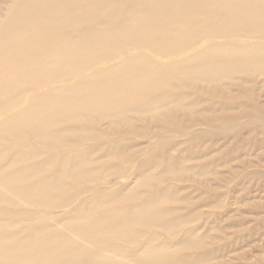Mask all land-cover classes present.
<instances>
[{
  "label": "rangeland",
  "instance_id": "rangeland-1",
  "mask_svg": "<svg viewBox=\"0 0 264 264\" xmlns=\"http://www.w3.org/2000/svg\"><path fill=\"white\" fill-rule=\"evenodd\" d=\"M13 1L0 0V24ZM202 1L166 18L159 35H191L214 24L215 7L237 10L245 0ZM149 4L89 3L94 15L52 48H34V64L0 57V264H264V36L201 32L150 49L130 42L138 33L128 22ZM123 21L117 47L87 38ZM75 36L83 45L68 57L81 64L56 69L60 45ZM31 69L39 80L25 76ZM82 81L91 94L79 89L63 102ZM105 95L110 110L87 107ZM49 239L62 244L39 254ZM19 247L36 256L17 260L10 252Z\"/></svg>",
  "mask_w": 264,
  "mask_h": 264
},
{
  "label": "bare ground",
  "instance_id": "bare-ground-1",
  "mask_svg": "<svg viewBox=\"0 0 264 264\" xmlns=\"http://www.w3.org/2000/svg\"><path fill=\"white\" fill-rule=\"evenodd\" d=\"M80 1H84L86 4L81 5ZM80 1L79 0H14L9 5V10L7 11L6 17L3 18V23L0 24V31H1L0 32V57L2 55H5V53L7 52H13L16 55L23 57L24 60H28L29 61L28 63L34 64L33 56L35 55V53H33L32 51L34 48H38L40 45H44V46L52 48L53 39L59 36L58 34H61L65 30L76 26L78 22H80L82 17L94 15L95 9L89 12L90 10L88 7L89 3L100 4L101 5L100 11H102L103 9H107V8L114 10L116 7H119L121 4H124L126 2H131V1L133 2L137 0H80ZM201 1L202 0H149L150 4L148 5V7L139 8L137 11L133 13V18L128 19V22L130 23V28L129 26H125L124 21H123L122 24L118 25L117 27L113 29L102 31L104 33L101 35H99L101 32L100 29L99 30L94 29V32L92 34H89L87 38L92 41L96 40V44H93V45L99 46L102 49L107 48L109 46L117 47L120 44H122L121 42L123 41V40H117V39H121V36L125 38L124 32L127 31L128 28L132 29V27H136L135 29H132V30L138 33V35H136L135 37L131 39L130 41L131 43L139 44L140 46H142L141 42H143L147 48L156 49V50L165 52L167 50H170L173 47L183 44L187 40H191L196 34L201 33V32H205V33L220 32V34L221 32H224V33L244 32V33H248L252 35L264 36V0H245L243 1V3H240L239 6L237 5L238 6L237 10L236 8L233 10L232 8H229L227 6H217L212 10V12H209V14H207L209 17L218 18L214 22V24L205 26L203 28H196V29H193L192 31L190 30L191 35L187 34L186 36H173V37H165V36L159 35L158 32H162L165 29L164 20L166 18H172L171 20L174 22L176 21L174 20L175 16H180L182 14H188V13H194L200 8L202 4L200 3ZM45 4L47 5L48 10H44L41 8L42 5H45ZM196 14L193 16L197 17L198 15L196 16ZM148 20H151V22H148ZM15 22L17 24H20L21 26L19 25L11 29L7 28V25L14 24ZM23 32L29 35H32L31 39L20 41L19 40L20 35L18 34L23 33ZM71 39H73V41ZM76 39H80V38L75 36L74 38L67 39L66 42H63L60 45L57 57L53 59L52 61L56 64L55 66L56 69H58L59 67L61 68V65L65 66V64L74 65V67H77L81 64L82 62L81 60L79 61L70 60L71 55L76 53L75 48H80L83 45L82 43H76L77 42ZM92 47L90 46V48ZM232 47H235L234 44ZM90 48L89 50H91ZM24 49L30 50L32 53L30 51H29L30 53L29 52L25 53ZM92 50L94 51V47L92 48ZM6 57H8V55ZM136 61L141 62V59L138 58ZM15 62L16 60H13L8 63L9 65H11V63L15 64ZM23 62L24 61L22 59L21 63ZM259 64L261 65V67H264V59L261 60ZM44 65H43V68L45 69L46 67ZM246 66L245 68H248V69L255 68V63L248 64ZM126 67L128 66L124 65L122 69H125ZM43 68H39L41 69L39 72H41ZM129 68L131 67L129 66ZM122 69H119V70L114 69V72H112V74L124 73L128 70L126 69V70L121 71ZM37 72L31 69L27 71L25 76H27L28 78L35 77L36 79L39 80L38 75H40V73H37ZM49 73L53 75V71ZM110 73H108V75H110ZM96 75L97 74L93 76H96ZM110 78L111 77H109V79ZM115 78H117V76ZM108 81L110 82V80ZM92 83H93V80H92ZM93 87L94 86L91 85V82H85V81L79 82L74 88H67L64 90L65 96H63L62 101L65 103L69 101L73 97V95H77L76 93L79 92V89L81 90L84 89L85 93L89 95V93L91 94ZM123 95H125L124 98H132V93L129 95L127 93ZM107 96L105 95L102 99L98 101H91L87 107L90 108L91 110H97L101 108L109 109L111 107V104H110L111 102L109 101V98ZM81 104L83 103L81 102ZM32 126L35 131L38 130V132H41L39 131L40 127L37 128L36 125H32ZM54 186L56 187L58 185L54 184ZM54 186L48 184L45 186V188L49 189V188H53ZM58 244H62V243L56 239L54 240L49 239L46 244H41V247L38 253L44 254V253L52 252L58 247ZM10 254H12V257L16 258L17 260L23 261V262L27 260H32L31 258H34L36 256V252H33L31 249L25 248V247L15 248L10 252Z\"/></svg>",
  "mask_w": 264,
  "mask_h": 264
}]
</instances>
